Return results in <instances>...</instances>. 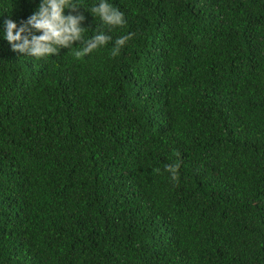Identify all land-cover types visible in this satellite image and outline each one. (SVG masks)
<instances>
[{
    "label": "trees",
    "instance_id": "obj_1",
    "mask_svg": "<svg viewBox=\"0 0 264 264\" xmlns=\"http://www.w3.org/2000/svg\"><path fill=\"white\" fill-rule=\"evenodd\" d=\"M40 2L0 0V264H264V0H76L79 60L11 50Z\"/></svg>",
    "mask_w": 264,
    "mask_h": 264
},
{
    "label": "clouds",
    "instance_id": "obj_2",
    "mask_svg": "<svg viewBox=\"0 0 264 264\" xmlns=\"http://www.w3.org/2000/svg\"><path fill=\"white\" fill-rule=\"evenodd\" d=\"M80 9L76 0H41L37 10L26 21H21L19 26L11 18L4 20V39L13 52L37 60L56 56L62 48L73 51L74 57L79 60L112 41V36L102 30H97V34L85 39L86 29L81 26L85 17ZM65 10L69 14L65 15ZM90 11L108 31L124 28L127 23L124 13L106 0H99L98 6H93ZM133 35L129 33L116 38L110 50L111 57L119 56L122 47ZM74 44L80 47H73ZM179 168V162L164 166V171L170 174V181L174 185L179 182ZM154 171L160 173L158 168Z\"/></svg>",
    "mask_w": 264,
    "mask_h": 264
}]
</instances>
